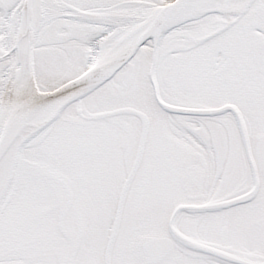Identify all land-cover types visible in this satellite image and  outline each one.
<instances>
[{
	"label": "snow or ice",
	"instance_id": "obj_1",
	"mask_svg": "<svg viewBox=\"0 0 264 264\" xmlns=\"http://www.w3.org/2000/svg\"><path fill=\"white\" fill-rule=\"evenodd\" d=\"M0 264H264V0H0Z\"/></svg>",
	"mask_w": 264,
	"mask_h": 264
}]
</instances>
